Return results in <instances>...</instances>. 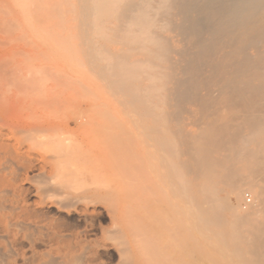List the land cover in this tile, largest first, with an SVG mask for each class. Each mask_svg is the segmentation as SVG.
Listing matches in <instances>:
<instances>
[{
    "label": "bare ground",
    "instance_id": "1",
    "mask_svg": "<svg viewBox=\"0 0 264 264\" xmlns=\"http://www.w3.org/2000/svg\"><path fill=\"white\" fill-rule=\"evenodd\" d=\"M73 8L77 9L73 17L75 27H80V34L86 37L83 41L100 37L98 30L106 33L111 31V35L106 34L109 35V38L106 37L108 39L122 40L123 49L111 57L112 62L101 64L98 70L105 72V81L111 90L122 94L123 98L127 97V103L136 105L140 120L144 122L146 117L150 119L149 127L141 125L143 131H148L156 148L165 151L167 156L175 160L167 162V171L164 170L166 173H163L165 180L160 178L163 176L159 173L155 174V180L158 179L156 182L163 184L153 182L157 184L153 195L152 183L151 192L150 189L145 190L143 199L138 198V194L137 198L129 196V199L127 196L133 207L146 200L148 204L153 202L150 205L155 204L153 208L162 206L163 209L166 203H182L187 208L191 207L189 210L213 207L233 210L231 215L234 227L229 225L231 229L222 231L224 243H218L216 249L227 253L234 263L240 261L241 264H264V0H78ZM73 20L71 19V23ZM89 40L86 42L87 46L90 44ZM89 52L92 54V60L88 57L90 62L104 61L103 52L99 53L96 45L88 49ZM131 52L138 53L139 58L132 60ZM109 62L112 64L109 65ZM43 95L30 93L0 96V115L4 111L2 116L6 115L5 112L10 114L9 117L24 116L27 121L22 127L19 124L18 129L21 127V133L34 137L33 143L36 139H43L46 143L57 139L68 145L73 141L77 142L74 136H78V133L97 127L98 114L96 118L88 114L89 108V111L86 109L85 113L80 114L77 107H74L71 111L74 114L75 109L78 116H69L68 119L64 114L61 116L67 120L72 117L75 128L71 122L64 126V122H60V135L54 134L57 125L55 122L60 120L59 117L53 119L54 116L52 120L51 115L49 119L52 122L47 118H40V112L48 109L50 101H54ZM73 100H68L72 103H69L71 107ZM58 103L52 104L56 106ZM160 104L166 106V112H157L161 109ZM58 109H55V113L60 110ZM50 110L53 112V109ZM96 110L99 111V108ZM22 113L27 114L21 116ZM43 114L46 117V113ZM4 122L8 124L7 121ZM190 125L197 129L188 130ZM11 126L13 127L10 124ZM70 126L73 129L69 131ZM18 129L16 127V131ZM163 129L169 131L171 135H168L171 137L163 136ZM11 130L7 134V130L0 126V264H12L21 248L25 247L31 248V251L42 250L43 259L39 258V264H96L99 251L97 244L86 241V244L71 243V230L66 229V226L64 229L58 220V223L56 220L51 221L50 214L53 210L61 215L67 214L74 209L79 222L87 224L89 221L93 222L98 215L95 204L99 202L92 200L93 204L90 205V198L64 196L63 202H58L57 205L46 203L44 198L47 199L52 192L62 190L67 182L62 178L63 173L59 176L55 168H66L71 161L67 164L68 156L51 159L46 157L43 162L33 157V154L32 157L29 154L22 156L20 144L11 141L14 140V135L10 140ZM94 132L97 134L99 127ZM77 154L82 155L79 152ZM157 155L155 156L158 157ZM180 157H184L183 161L179 160ZM162 162L164 161L157 163ZM36 168L40 170L39 175L45 189L42 188L44 191L40 197L35 194L38 193L36 190L35 193L32 191L39 199L31 202L27 199L30 190L22 185L25 179L29 180V176L22 174V171L26 174ZM182 169L186 171L187 177L184 179L178 175V170ZM72 179L68 180L72 182ZM247 192L253 194V203L244 202ZM221 193H224L223 197ZM42 195L45 197L42 198ZM126 207L129 208L128 204ZM209 211L212 214L213 209ZM216 218L221 219L219 216ZM222 223L226 225L227 222ZM83 233L89 231L85 229ZM213 245L215 248V244ZM198 246L201 247L200 244ZM219 256L222 260L223 255ZM36 257L37 255L32 258Z\"/></svg>",
    "mask_w": 264,
    "mask_h": 264
},
{
    "label": "rangeland",
    "instance_id": "2",
    "mask_svg": "<svg viewBox=\"0 0 264 264\" xmlns=\"http://www.w3.org/2000/svg\"><path fill=\"white\" fill-rule=\"evenodd\" d=\"M77 1L78 0H0V96L29 95L30 93L37 95L42 94V96H44L43 94H45V97L52 98V101H54H50L48 109L46 108L43 112H40V118H47L46 120H48L50 117L49 115H51V119L52 116H54L53 119H58L59 117L58 120L60 121L55 122L57 125H60V122L61 124L64 122V126L67 122H71L72 127L74 126L73 128H75L73 118L79 115L78 112L76 113V110H79V113H85L84 111L89 108L91 113L89 112L88 114L95 116V118L97 114L99 116V120L96 121L98 122L96 123L97 127H95L96 129L99 127V132H97V134L94 132L95 128H89L91 130L86 129L87 131H83L84 133H78V136H74V140L77 142L73 141V143L67 145L66 143L58 142L57 139L47 143L43 139H36L33 143L34 137L32 138L19 131L23 123H25L26 119L24 116V118H14L13 116H10L12 117L10 118V114L7 115V112H5L7 116H2L4 111L0 115V121L3 120L2 123H5L3 125L0 122V126L4 130H7L5 131L7 134L8 130L10 131L12 128V132H9L11 138H9L11 140L14 135V140L12 139L11 141L17 142L18 145L20 144L19 147L22 148L20 151L22 156L29 154V157L33 156L42 162L46 157H49V159L54 157H69L68 160L66 159L67 164L71 161V163L69 162L68 164L69 166L66 165L68 168H55L59 176L63 173L64 176L62 178L66 179V185L62 190L56 191L57 193L52 192L47 199L42 195V198L47 200V202L45 201L46 203L49 202L57 205L58 202H63L64 196H82L90 198V200H88L91 201V203H89L90 205L93 204L92 200H94L95 203H97L96 201L99 202V204H95L98 207V215L93 219V222L89 221L87 224L79 222L74 209H71V213L62 215L53 210L50 214V220L53 222L56 220V223L60 221L59 223L63 224L64 229L66 226V229L71 230H69V234L71 235V240H69L72 241L71 243H85L86 241L93 245L97 244L99 251L96 257V264H239L240 261L234 263L232 261L233 259H231L232 257H228L227 253L223 251L219 252V250L216 249L219 244L222 245V243H224L222 240L224 236L222 231L234 227V218L231 215L234 213L233 210L227 211L220 207H213L206 210L202 208H192L191 211L189 210L191 207L187 208V206L185 207L182 203H177L178 205H169L166 203V205H163L162 209V206H160V208L159 206L153 208L155 204L150 205V203L153 202H149L148 204L146 200H142L144 198V193L151 188L150 186H152L153 182L158 180H155V178H157L155 174L159 173L163 178L160 176H158V178L164 179L165 174L163 173L167 171V162L175 160L167 156L165 151L156 148L157 146L155 142L151 140L148 131H143V124L149 127L150 119L146 117L144 122L140 120L137 115L138 110L136 105L127 103L128 100L126 96V98H123L124 96L122 94L123 97L116 94L107 86L105 72L98 69L101 64L107 65L108 61H113L111 57L123 49V42L118 39H108V36L112 33L111 31L106 33V31L98 30L101 33L97 32L100 34V37H96L93 40L87 38L90 42V44L88 43L89 46H87L86 42L88 40L86 39V41H83L86 37L84 38V36L81 35L82 33L79 30L80 27H75V20H73V17L77 13V9L73 7L77 4ZM71 19L73 20L72 23L74 26L71 23ZM106 34L109 35L106 36ZM92 42L94 43L93 45L91 44ZM94 45H96V48H99V53L103 52L102 55L105 57L104 61L101 63L94 61L93 63L90 62V60H92V54L90 52V54L88 53V49H91ZM106 53L107 56L105 55ZM109 54L112 56H109ZM131 55L132 60L133 58L136 60V57L139 58L136 52H131ZM110 64L112 63L109 62V65ZM50 95L54 97H50ZM66 99L70 101L73 100L72 107V103ZM55 101L60 103L56 105L59 107L61 106L60 108L58 107L60 110L56 108V106H53V104H56ZM94 104L98 106L95 105V108ZM63 106L65 108L67 106V110L64 109ZM160 106L161 109L157 111L158 113L167 111V109H165L166 106L162 104H160ZM74 107H77L76 110L74 109L76 114H73L71 111ZM97 107L99 111L96 110L98 109ZM49 108L53 109V112H51ZM61 108L64 110V113ZM55 109H58L61 113L56 110L59 112H56V114ZM81 109L82 111H80ZM193 110L195 111V109ZM44 112L46 113V117L43 114ZM26 114L27 113H22L21 116H26ZM61 115L67 119L69 116L73 118L71 117L70 120H67ZM51 119H49V121H51ZM4 121H7L8 124ZM10 124L13 125V127H10ZM19 124H21V127L18 129L20 126ZM57 125L54 134L57 133L59 136L61 132L59 128H62V125H60V127ZM193 126L190 125L187 129L190 131L193 129L196 130L197 127L195 126V128H193ZM16 127L18 131H16ZM72 127L70 126L68 130H72ZM13 129H15V132ZM18 132H20L21 135ZM163 132V136L171 137L170 132L166 129H163ZM23 134L27 137L23 136ZM77 137L80 139V142ZM24 138H26V140H24ZM89 141H92V143ZM151 141L153 145L150 143ZM39 142L42 145H40ZM75 143H77L78 146ZM56 144L58 145L56 146ZM87 145L91 146L88 147ZM81 146L83 149H80ZM53 149L55 151H53ZM78 152L82 155L77 154ZM53 153L57 156L52 155ZM156 153L159 154L157 155ZM163 153L166 156H164ZM73 154L74 156H72ZM183 159L184 157L179 158L180 161H183ZM161 160L164 162L158 164ZM155 163L157 166L159 165L160 168H157ZM48 170H50V168ZM23 171L22 174L29 176L30 181L25 179L22 185L32 193V195L31 193L28 195L27 199L34 202L39 199L38 197L43 193L45 184L40 178V170H38V168L30 170L26 174L25 171ZM160 171H162V173ZM185 173L186 171H184V169L181 171L178 170V175L182 177L181 179L187 177ZM55 175L58 176V174ZM75 177L77 179H75ZM68 179H72V182ZM76 180L79 181L77 182ZM156 183H159V181ZM162 184L163 183H159L158 185ZM153 185V190L150 189V192L152 190V195L154 189L157 187V184L155 185V183H153ZM72 187L75 190H73ZM35 190L38 193H35ZM32 191L39 196L33 195ZM137 194L138 196L140 195L138 198L142 197V202H138L135 206L137 208L135 209V207H133L134 205H132L133 203L129 200L131 199L129 196L137 198ZM146 195L148 197V192ZM221 196L223 197L224 193H221ZM121 197L126 199L124 200ZM250 200H252V202ZM245 201L249 204L253 203V194L250 192L245 193L244 202ZM126 203L129 208L126 207ZM130 204L131 207L129 206ZM149 206L151 207L148 208ZM147 209L149 210L147 211ZM212 209L213 212L210 214L209 210L212 211ZM217 209L219 212H217ZM154 211H156V213ZM149 212L154 214L151 215ZM214 212H217V215H213ZM218 216L221 219L216 218ZM222 221L225 223L227 222L226 225L223 224ZM229 225H232V227ZM85 229H87L89 233L84 234L83 231H85ZM138 231H140V233ZM107 237L110 238L108 239ZM191 237L194 238L192 239ZM78 238L82 239L78 240ZM90 239H92V241ZM194 243H196V245ZM197 244H200L201 247ZM213 244H215V248ZM30 249L29 247L21 248L19 255L12 260V264H39V261L43 259V254H41L42 250L34 249L31 251ZM219 254L223 255L222 260ZM36 255V258H32ZM26 258L27 261L25 260ZM37 258L41 259L38 260Z\"/></svg>",
    "mask_w": 264,
    "mask_h": 264
}]
</instances>
